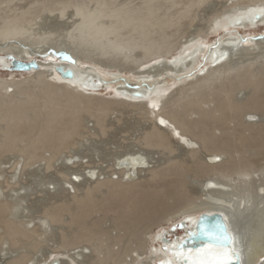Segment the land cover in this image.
I'll return each instance as SVG.
<instances>
[{
	"label": "bare ground",
	"instance_id": "obj_1",
	"mask_svg": "<svg viewBox=\"0 0 264 264\" xmlns=\"http://www.w3.org/2000/svg\"><path fill=\"white\" fill-rule=\"evenodd\" d=\"M181 1L138 0L134 5L116 0H49L44 3L48 13L67 16L71 44L67 46L36 36L26 12L0 19V69L13 74L6 69L12 59L38 64L20 72L21 79L0 78V152L17 147L25 155L22 161L13 156L0 162V264H225L236 262L233 252L240 256L239 264H264V248L253 250L250 242L264 236V163L256 165L259 159L248 154L264 155V123L246 119L264 116V74L253 78L237 69L240 58L264 56V31L246 35L236 31L264 25V0H224L219 12L174 45L170 38L174 34L167 29L182 19H188L183 25L194 21L187 14L205 0H186L180 11L169 13ZM209 30L225 33L210 45L204 38ZM200 56L207 62L194 73ZM85 63L118 72L102 71L99 76ZM57 65L71 70L73 79L60 77ZM124 73L133 79L123 78ZM105 76L111 79L104 80ZM165 77L173 81L171 85H164ZM105 88L116 99L98 97ZM246 89L244 97H237ZM188 93V99L179 102ZM128 108L148 122L142 126V146L156 148L162 162L149 165L155 153L126 152L117 157L119 167L113 170L125 177V184L121 180L117 184L100 180L102 169L80 164L83 160L75 158L79 151L59 156L66 173L57 172L64 182L75 186L79 179L96 177L94 186L76 198L74 206L60 203L48 208L37 230L27 226L30 221H19L14 210L22 199L23 170L40 150L51 152L52 156H40L48 165L60 148L73 145L74 135L83 127V113L94 118L95 127L84 125L87 137H92L104 132L110 110L123 113ZM223 152L228 156L222 159ZM67 160L70 167L63 165ZM142 171L147 174L139 180ZM6 185L9 191L2 188ZM98 190L103 194L95 197ZM94 210L114 212L112 222L124 233L109 237L100 220L89 224L86 220ZM64 211L69 213L71 230L62 233L55 248L32 253L35 245L29 238L37 232L40 238L46 229L50 232ZM204 213H219L226 219L234 241L231 247L179 248ZM177 217L180 223L175 229L162 227L153 234L143 230ZM180 225L182 232L174 233ZM91 240L98 244H89Z\"/></svg>",
	"mask_w": 264,
	"mask_h": 264
},
{
	"label": "rangeland",
	"instance_id": "obj_2",
	"mask_svg": "<svg viewBox=\"0 0 264 264\" xmlns=\"http://www.w3.org/2000/svg\"><path fill=\"white\" fill-rule=\"evenodd\" d=\"M47 1L49 0H0V19L3 16L16 15L22 12H26V15H29L30 21L32 23L31 31L35 32L36 36H41L43 38L45 37L46 41L51 42V43H57L59 45L64 44L65 46L71 45L69 44L70 42L67 37V32L68 30H70V28L69 26H67L68 24L65 23L67 21L65 19L67 16L65 15L63 17H60L56 12L48 13L46 6H45L46 4H44ZM116 1L117 2H121V1L128 2L129 1L130 4H134V5L138 3V0H116ZM222 1L224 0H205L199 7H193L191 11L189 12L190 14H187L188 18L190 15H192V17H194L193 18L194 21L190 22V24L183 25V23L188 21V19L187 18L186 20L182 19L179 22V24H175L170 29H167L169 31L172 30V34H174L172 37H170L171 40H173V44L174 45L176 43L178 44L189 30L193 31L196 25L203 24V23L205 24L207 17L219 12L222 9V5H221ZM183 2L186 3V0H182L181 3H179L181 5L178 4L175 8L174 7L171 8L169 10V13L175 14V11H180V9H182L181 7L183 5L182 4ZM92 5L93 4L89 2V6L91 7ZM199 16L200 18L203 17V20H200ZM236 31L240 33L241 35H246L249 32L253 34H258L264 31V25H256L254 26V29H244L243 30V28H239V29H236ZM223 33H225L224 30L219 31L216 34L214 33L210 34V30H209L208 32H206L204 36V38H206L205 40H207L206 43H210V45L214 44L218 38V34L221 35ZM252 57L253 56L250 55L244 58H240L241 60H240V63L237 65V69L240 70V74L245 73L248 76H252L253 78H258L259 76L264 74V56L260 58H256L255 60L251 59ZM200 58H201V61L199 62V65H197V67H195V69L193 70L194 73L197 72V68L200 65L204 66V64H206L207 62V59H206V62L204 63L205 58L203 56L202 57L200 56ZM84 65H89L90 67L92 65L93 71L97 73L99 76L103 74L102 71L103 72H106V71L118 72V70L114 68L112 69L110 68L104 71V68L99 67V65H94L93 63L91 64L85 63ZM12 73L13 74H10L9 72L5 70L0 69V78L10 77L13 79L16 78L18 80V78L21 79L22 76L24 75V73H20V72L18 73L12 72ZM232 74H230V76H233ZM121 75L123 78L131 77L130 79H133L132 75L130 74L124 73ZM230 76H227V77H230ZM109 78L110 76L109 77L107 76L106 78H104V80H108ZM225 81H224L225 83H228L227 79ZM172 82L173 81L169 77H165V82H164L165 86L171 85ZM220 82L222 81L221 80L217 81V85ZM211 88H214V87L211 86ZM204 92L209 94V91L205 90ZM248 92L249 90L247 89L240 90V92H238L237 94V97H244L245 94ZM189 93L186 94V96L181 95L180 99L182 100H180L179 102H183L187 100L188 99L187 95H190L192 92L190 94ZM98 94H99L97 95L98 97H101L105 100H110L113 98L116 99L115 95L111 93V90H107L106 88L103 90L100 89ZM182 96H185V98L184 97L182 98ZM204 107L206 108L207 105H204ZM123 111H124L123 113H120V112L117 113L116 111L114 112L110 110L105 116L106 122H105V128L103 130L104 132H99L95 136H92V137H87L88 133H87L85 126L95 127L94 118L88 116L89 114L83 113V116L81 118L83 122V127L81 125L82 128H80L78 130L79 132L74 135V138L72 141L73 145L69 146L68 148H60L58 152L56 153V156L51 159L48 165L46 164V160L40 159V156H46V157L52 156L51 152L43 151L42 149L40 150L38 157L34 160V162L30 165V167L25 166L23 170L25 171L24 172L25 175L23 174L24 177H22V180H21L22 183L19 184L22 187L20 191V196L22 199L19 204V208L14 210L15 217L19 221L23 223L26 222V220L27 222L30 221L26 223L27 226L32 227V228L34 227L37 230L39 229L37 225L41 221L40 217L44 216L45 211L48 208L52 206H56L60 203H65V204L74 206V200L76 198L83 197L85 193L87 192V189L89 187L94 186L97 180L96 177L94 178L88 177L87 180L79 179L78 184H76L77 181H75L74 183L75 186L69 184L68 182L67 183L64 182L65 181L63 180L64 178H62L61 175L57 172L58 169L63 170L61 168L62 159H60L59 156L70 155V154H73L79 151L78 152L79 156L80 157L82 156V157L80 158L79 156H76L75 158H78L79 162L82 160L84 161V162L82 161L83 163L81 162L80 164L85 163V165L88 164L87 166H91V167L94 166L96 167L95 169L96 171L99 170V168L102 169V171L100 170V173H103V174L100 175V180L106 179V180H109L110 183L114 182L117 184L122 181H125V177L122 178L121 173L116 174V172H114L113 170L115 169L116 171L118 170V167H119V164L117 165V159H118L117 157H119L120 155L126 152H129V151L133 152V151L141 150V152L145 154H149V155H152L155 153L153 155V157L155 158L152 159V163L150 162L149 165L157 166L158 164L162 162L161 155L157 153L158 150L156 148H152V147L145 148L144 146H142V143H141L142 134H143L142 132H144L143 128L147 126L148 122L146 123L145 119L140 114H137V112H132L131 108L123 109ZM259 118L261 120L258 119V115L253 116V117L246 116V119L248 121H253V123H256V125L258 123L263 125L264 116L259 117ZM108 119L110 121H108ZM230 125L232 126L233 123ZM20 131L22 132V130ZM20 131L18 133H21ZM220 133H221V130L216 128L215 134L220 135ZM246 133H248V131ZM24 144L25 143L23 142L21 143L20 146ZM15 149L17 150L18 148L15 147ZM16 150H13V151H6V150L3 151L2 150L0 152V162H2V160L4 159L7 160V158H10L13 156H20V160L22 161L23 157L25 158V155L22 152L19 153ZM203 151L206 153L205 150ZM239 153H235L234 156L238 157ZM248 154L250 158L254 161L259 159L256 165H258L259 163L261 164L264 163V155L261 158L260 154H256L253 151H250ZM227 156L228 154L226 152H223L220 157L223 159V158H226ZM158 159L160 160V162ZM157 160H158V163H157ZM64 162H67V163L63 165H66V166L69 165V167L71 166L70 160H67ZM253 166L254 165L252 164L251 167ZM76 168L82 169V167H78V165L76 166ZM63 171L66 173V170H63ZM146 174H147L146 171H142L140 174H138L140 175L138 179L144 180V175L146 176ZM138 179L137 181H139ZM122 184H125V183L122 182ZM3 185H5V182H3ZM7 187L8 186L6 185V187H2V188H5L6 190L9 191V188ZM25 188H28L30 190L26 189L27 190L26 191L24 190ZM105 189H106L105 187L102 188L103 191ZM102 190H98L97 192H95V197L102 196L103 194ZM197 195H198L197 193L193 194V196H197ZM113 215H114V212L104 214L103 212L99 210H94L92 213H90L86 221L89 224H92L94 223V220H100L99 222H101L102 229L106 232V234L109 237H111L110 235L113 236L118 233L123 234L124 231L117 228L115 226L114 221L112 222L114 218ZM69 217H70L69 213L65 211L62 212L60 223L53 224L52 227L53 226L54 227L50 228L49 230L50 232H47L48 229H46V234L45 233L42 234L40 238L36 237V235L39 232H37L32 237H30L29 241H33L35 245L34 248H31L32 253L34 254L36 253L35 255H40L41 253L44 254L45 251L47 250L55 248L57 244L59 243L62 233L63 232L67 233L71 230L70 229L71 225L69 223L70 221ZM168 220L169 221L164 222V223L162 222L159 225L158 224L152 225L150 227L151 229L148 228L147 226L146 227L144 226L143 230L145 229H146L145 231L150 230L153 234L161 230L162 227L164 228V230H168V228L170 229L171 227L175 229L176 227L175 225L180 223V217L170 218ZM34 223L36 224L35 226H34ZM181 229L182 228L180 225L177 231L174 230V233L179 234L180 232H182ZM151 232L145 235L146 239L150 237ZM168 236L171 238V236L173 235H168ZM263 237L264 236L262 235L260 239H253V240L250 239L253 250L255 249L259 250L260 245H261V249L264 248V243H263L264 239L263 240L261 239ZM103 239H108V238L104 235ZM91 243L92 244L96 243V245L98 244L96 240H91L89 244ZM114 248H117V245H115Z\"/></svg>",
	"mask_w": 264,
	"mask_h": 264
},
{
	"label": "water",
	"instance_id": "obj_3",
	"mask_svg": "<svg viewBox=\"0 0 264 264\" xmlns=\"http://www.w3.org/2000/svg\"><path fill=\"white\" fill-rule=\"evenodd\" d=\"M38 68V64L35 61L24 62L21 60L12 59L10 66L6 69L11 72H24ZM56 73L63 79H73V72L69 69H63L62 66H55ZM136 96H141L140 93L134 92ZM165 239V238H163ZM167 240V239H165ZM233 237L228 231L226 219L222 218L219 213H204L200 215L195 224V230L191 231L185 239L179 242L180 249H187L191 247L194 249L203 248L209 244L221 249L231 247L233 245ZM236 262L228 261L225 264H239L240 256L237 252H233ZM54 262L53 264H56Z\"/></svg>",
	"mask_w": 264,
	"mask_h": 264
}]
</instances>
